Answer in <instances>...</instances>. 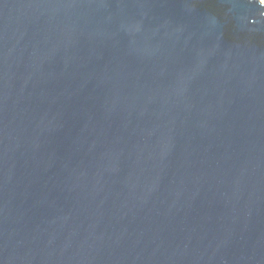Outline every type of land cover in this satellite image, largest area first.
I'll return each mask as SVG.
<instances>
[{"label":"water","instance_id":"1","mask_svg":"<svg viewBox=\"0 0 264 264\" xmlns=\"http://www.w3.org/2000/svg\"><path fill=\"white\" fill-rule=\"evenodd\" d=\"M0 264H264V4L0 0Z\"/></svg>","mask_w":264,"mask_h":264},{"label":"bare ground","instance_id":"2","mask_svg":"<svg viewBox=\"0 0 264 264\" xmlns=\"http://www.w3.org/2000/svg\"><path fill=\"white\" fill-rule=\"evenodd\" d=\"M260 2L264 3V0H259Z\"/></svg>","mask_w":264,"mask_h":264},{"label":"rangeland","instance_id":"3","mask_svg":"<svg viewBox=\"0 0 264 264\" xmlns=\"http://www.w3.org/2000/svg\"><path fill=\"white\" fill-rule=\"evenodd\" d=\"M262 3V2H261ZM264 4V3H263Z\"/></svg>","mask_w":264,"mask_h":264}]
</instances>
